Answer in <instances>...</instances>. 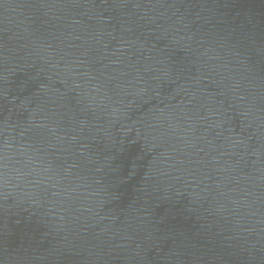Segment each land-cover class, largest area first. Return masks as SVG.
<instances>
[{"label": "water", "instance_id": "95a60500", "mask_svg": "<svg viewBox=\"0 0 264 264\" xmlns=\"http://www.w3.org/2000/svg\"><path fill=\"white\" fill-rule=\"evenodd\" d=\"M0 264H264V0H0Z\"/></svg>", "mask_w": 264, "mask_h": 264}]
</instances>
